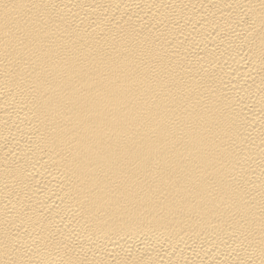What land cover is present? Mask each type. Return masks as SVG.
<instances>
[{
    "label": "bare ground",
    "instance_id": "bare-ground-1",
    "mask_svg": "<svg viewBox=\"0 0 264 264\" xmlns=\"http://www.w3.org/2000/svg\"><path fill=\"white\" fill-rule=\"evenodd\" d=\"M0 264H264V0H0Z\"/></svg>",
    "mask_w": 264,
    "mask_h": 264
}]
</instances>
